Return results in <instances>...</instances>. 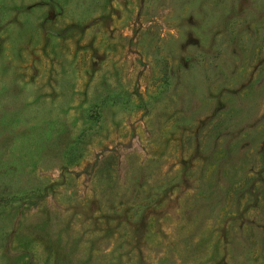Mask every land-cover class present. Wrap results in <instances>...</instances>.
<instances>
[{"label":"rangeland","instance_id":"374dc122","mask_svg":"<svg viewBox=\"0 0 264 264\" xmlns=\"http://www.w3.org/2000/svg\"><path fill=\"white\" fill-rule=\"evenodd\" d=\"M0 264H264V0H0Z\"/></svg>","mask_w":264,"mask_h":264}]
</instances>
